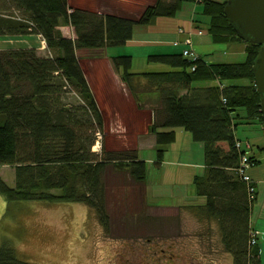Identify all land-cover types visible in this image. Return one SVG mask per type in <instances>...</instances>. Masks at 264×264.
Returning a JSON list of instances; mask_svg holds the SVG:
<instances>
[{"label": "trees", "instance_id": "16d2710c", "mask_svg": "<svg viewBox=\"0 0 264 264\" xmlns=\"http://www.w3.org/2000/svg\"><path fill=\"white\" fill-rule=\"evenodd\" d=\"M226 1L156 0L138 20H130L72 9L67 0H0V38L40 37L46 51L41 56L34 48L0 50V167L14 171L13 188L0 179L5 202L80 204L93 211L105 233L109 232L101 182L105 170H125L134 183L143 186L146 166L135 151H103L100 156L92 151L103 133V122L77 54L124 47L136 26L173 18L182 3L197 4L208 19L206 34L211 42L243 44L244 62L207 64L181 53L159 54L148 56L147 63L164 65L169 71L134 74L130 56L109 61L137 108L147 104L153 113L148 132L157 147L155 166L162 163L164 149L160 147L175 142V129L202 145L205 170L202 176H194L192 185L203 203L182 209H192L199 221L216 225L222 250L232 264H259L257 235L252 237L255 231L249 226L255 196L233 171L240 156L235 148L236 126L256 122L264 130L252 75L259 46L236 36L224 16ZM60 26L71 27L74 39L64 38ZM239 81L247 84L239 85ZM212 82L217 86L195 85ZM70 95L75 102H69ZM239 109L244 116L238 115ZM250 160L254 167L256 161ZM0 264L29 263L19 260L4 243Z\"/></svg>", "mask_w": 264, "mask_h": 264}, {"label": "rangeland", "instance_id": "374dc122", "mask_svg": "<svg viewBox=\"0 0 264 264\" xmlns=\"http://www.w3.org/2000/svg\"><path fill=\"white\" fill-rule=\"evenodd\" d=\"M164 1L170 2V0ZM91 3V0H88L89 6ZM72 4H74L73 6L70 5L72 9L97 13V9L93 7H84V0H73ZM142 36L150 38L154 37L155 34H142ZM37 38L39 41L36 37H30L28 43L21 44L3 37L0 38V50H15L26 47L38 49L40 45L45 49V43L43 46L41 38ZM204 39L207 40L206 37ZM211 44L202 43L199 46L200 56L204 57L205 61L215 64H233L245 61L243 44L215 46ZM109 51L119 54L123 53L124 50L111 49ZM148 51H150L149 53L153 52V50ZM45 52L43 50L38 53L42 56ZM125 52H128V55H133L131 73L169 71V68L164 65L147 63V56L141 57L137 51L132 49L128 51L127 49ZM135 52L137 53L134 54ZM100 55L97 51H82L77 54L87 84L94 90L92 94L94 93L96 96L101 93L99 83H104L105 80L99 77V74L96 75L95 71L92 72L94 75H89L87 70L92 69V67L95 69L96 65L100 63V59L104 62L103 58L105 57ZM113 55L115 54L113 53ZM151 55L156 54H149L148 56ZM89 66L91 67L89 68ZM109 84L113 87L112 83ZM238 84L246 85L247 82L239 81ZM195 85L199 86V83ZM114 89L113 91L118 93V89L116 87ZM152 97L153 95H151ZM68 100L73 103L76 99L70 95ZM97 102L100 104L98 106L102 110L106 124L110 123L112 129L119 127L121 125L119 124L121 123L119 120L121 112L118 113L114 105H102L100 103L102 99L100 100L99 97ZM128 106L123 107L125 112H127ZM142 109L150 110L147 104ZM237 112L238 115L244 116L243 110L239 109ZM238 122L241 121L236 123L238 124ZM104 127L105 125L102 127L103 133L97 136V141L92 148L97 156H100L103 151L111 150L110 145H116V148H118L117 145H124L129 138L126 135L109 132L104 134ZM243 128L244 125L236 126L235 140L245 141ZM133 141H137V139ZM163 147L160 148L169 150L168 146ZM175 148L181 149L182 144L179 142ZM155 150L144 147L137 152V157L146 161L143 186L134 183L125 170H116L111 167L105 170L101 182L105 190L106 208L110 218L108 233H105L99 225L93 211L83 205L74 203L50 205L33 201L8 204L0 195V247L4 243L9 245L19 260L29 264H103L108 255V248L115 246L117 242L138 243V245L143 246H146L147 242H153L158 243L162 248L165 245L175 244L185 256L193 257L195 264H232L230 256L222 250L220 236L215 224L199 221V217L195 216L192 209L175 210L176 208H172L178 205L199 204L200 200L196 197L194 187L191 184L168 185L169 180L165 178L164 173L166 171L168 173L176 172L179 168L173 167L172 164H170L172 166L168 164H162L160 167L155 166ZM123 151L112 150L111 152L120 153ZM166 156L165 159H170L176 163L177 157L174 151ZM180 157L187 159L185 154H180ZM260 165L264 168V162ZM13 172V167H0V179L10 188L14 186ZM196 173L199 174V171ZM148 192L154 199L149 200V197H146ZM257 195L258 197L252 204L250 220H252V224L258 223L259 226H262L264 225V185L258 189ZM194 198L196 202H191Z\"/></svg>", "mask_w": 264, "mask_h": 264}, {"label": "crops", "instance_id": "0c3cea01", "mask_svg": "<svg viewBox=\"0 0 264 264\" xmlns=\"http://www.w3.org/2000/svg\"><path fill=\"white\" fill-rule=\"evenodd\" d=\"M67 2L69 7L70 5L71 6L74 5L72 4L73 0H67ZM91 2L92 3L89 6L88 0H84L83 6L89 8L93 7L97 9L98 14L114 15L117 17L130 19V20H138L145 9L149 7H153L156 4V0H93V1L91 0ZM207 25H208V19L201 15V7L199 5L182 3L179 11L175 14L173 18H157L152 25L136 26L133 30L132 40L129 43H127L124 47L114 49L121 51L124 50L122 51L123 53L118 54V52H113L115 54L113 55V53H110L109 50L97 51L101 54L100 55L101 57H105L103 58L104 62L102 61V59H100L101 61L96 65L95 69H93L92 67V69L87 70L89 75L91 74L94 75L92 72L95 71L96 75L99 74V77L105 80L104 83H99L100 85L97 83L101 87L100 90L101 93L98 94L97 96L96 94L93 93L95 100L97 102V98L99 97L100 100L102 99V102H100L102 105H114L117 108L118 113L121 112L119 115L120 116L119 120H121V123L119 124L121 125L115 129H112L110 127V123L106 124L105 118L102 114V110H100L99 108L101 117L103 119V125H105L104 134L105 133L108 134L109 132L112 134L123 135V136L126 135L129 137L128 142L121 146L117 145L118 148H116V145L114 146L110 145L111 150H109L108 152H111L112 150L114 151L126 150L123 152L135 151L137 155V152L139 151L140 148L146 147L149 150L150 149L157 150L154 137L148 132L149 127L152 125L153 113L151 110L148 109L143 110L137 108L132 96L127 91V88L120 81L119 74L111 66V63L109 61L110 56L126 55V56H131L132 59L133 55L131 54L128 55V52H125L127 51V49L128 51L132 49L134 51L139 52L141 57H146V56L148 57L149 54H156V55L180 54L184 49L182 42L187 36L184 33L183 34L179 33V30H182L183 32L186 33L192 32V34H190L191 35L190 38L192 42L191 48L194 54L197 57L201 58L207 64H215L212 62L205 61L204 57L200 56L199 53L200 44L212 43L209 36L206 34ZM58 30L60 31L61 35L64 38H68L72 40L74 39V33L71 27L60 26L58 27ZM198 30H201L203 34L196 35L195 32ZM142 34H155V36L149 38L142 36ZM30 37L9 38V39L15 40L16 42L23 44V43H28ZM204 37H206L207 40H205ZM36 39L39 41L37 37ZM201 39H203V41H201ZM176 42H178L179 45L174 46L173 44ZM211 45H213V43ZM32 48L33 47H26L23 49H32ZM36 50L40 53L44 49L40 45V47ZM148 50H153V52L149 53L150 51ZM137 52H135L134 54H136ZM90 67L91 66H89V68ZM165 71H161V72H165ZM109 83H112L113 87ZM204 85H208V86H204ZM204 85L199 84V86L197 87L199 88L215 87L217 86V83L212 82ZM114 87L118 89V93H116L117 91H113L115 90ZM89 88L91 92H94V90H92L90 86ZM97 105H100L99 102H97ZM125 105H129L127 108V112H125L123 108ZM177 130H182V129L174 130L175 142L168 146L169 150L166 149L164 150L161 165L172 164L173 167L179 168V170H177L176 172L168 173L166 171L164 173L165 178L169 180L168 185H175L178 183H182L183 185L186 184L192 185V180L194 176H202L204 174L205 168L203 164V148L201 144L194 143L191 140V137L188 133H185L183 130L181 132H175ZM243 133L245 136L244 140L248 142L251 147L249 155L256 161V165L247 172L248 176L250 177L253 183L254 196L256 199V197H258L257 195L258 189H260L264 185V168L262 167V165H260L262 162H264V145H262L264 144V130L262 126L254 122L248 125H244ZM131 138L133 140L137 139V141H133ZM179 142L182 144V148L176 149L175 147ZM173 151L175 152V155L177 157L175 159L176 163L172 162L170 159H165V157H167L166 155H168L171 152L173 153ZM180 154L187 155V159L180 157ZM138 160L143 161L139 158ZM143 162L146 164V161ZM197 171H199V174L196 173ZM146 197H149V200L153 198L150 196L149 192L148 194L146 193ZM178 198L181 197L178 196ZM199 200H200L199 204H202L203 199L199 198ZM191 202H196L195 198ZM188 205L189 204L178 205L177 207H172V208L174 209L176 208L175 210H178ZM251 213H252V205H251ZM250 219H251V214H250ZM249 226L252 230L258 233L257 250L259 255V264H264V225L259 226L258 223L252 224V220H249Z\"/></svg>", "mask_w": 264, "mask_h": 264}, {"label": "water", "instance_id": "95a60500", "mask_svg": "<svg viewBox=\"0 0 264 264\" xmlns=\"http://www.w3.org/2000/svg\"><path fill=\"white\" fill-rule=\"evenodd\" d=\"M224 16L244 43L259 46L252 66L253 83L260 96L264 123V0H227Z\"/></svg>", "mask_w": 264, "mask_h": 264}, {"label": "flooded vegetation", "instance_id": "af4514ba", "mask_svg": "<svg viewBox=\"0 0 264 264\" xmlns=\"http://www.w3.org/2000/svg\"><path fill=\"white\" fill-rule=\"evenodd\" d=\"M117 242L108 248L103 264H195L193 257L185 256L175 244L162 248L158 243Z\"/></svg>", "mask_w": 264, "mask_h": 264}, {"label": "built area", "instance_id": "2783aa9c", "mask_svg": "<svg viewBox=\"0 0 264 264\" xmlns=\"http://www.w3.org/2000/svg\"><path fill=\"white\" fill-rule=\"evenodd\" d=\"M179 33L181 34L184 33L187 35L186 38L182 42V45L184 46V49L181 52L182 56L185 58H190L192 60H195L197 56L193 53L192 48H191L192 46V42L190 38L191 35L189 33L183 32L182 30H179ZM195 34L202 35L203 33L201 30H198L195 32ZM41 43L44 46V41H42ZM173 45L177 46L179 45V43L176 42ZM235 148L237 151L240 152V156H239L238 167L233 171L236 174L237 178L246 186L248 192L253 194L254 193V189L252 186L253 183L247 174V172L253 166V163L251 162L250 157H249V152H250L251 147L249 143L247 142H237L236 141ZM255 235H257L256 232L252 235V237H254Z\"/></svg>", "mask_w": 264, "mask_h": 264}, {"label": "bare ground", "instance_id": "6f19581e", "mask_svg": "<svg viewBox=\"0 0 264 264\" xmlns=\"http://www.w3.org/2000/svg\"><path fill=\"white\" fill-rule=\"evenodd\" d=\"M257 235H258V233H257Z\"/></svg>", "mask_w": 264, "mask_h": 264}]
</instances>
